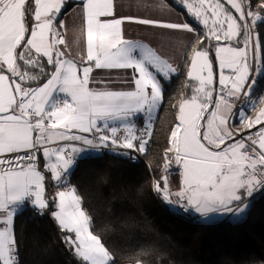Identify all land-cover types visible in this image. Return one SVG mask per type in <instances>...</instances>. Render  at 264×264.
Listing matches in <instances>:
<instances>
[{
	"label": "snow or ice",
	"instance_id": "6c2138e0",
	"mask_svg": "<svg viewBox=\"0 0 264 264\" xmlns=\"http://www.w3.org/2000/svg\"><path fill=\"white\" fill-rule=\"evenodd\" d=\"M178 2L200 27L117 16L116 0H81L73 54L59 19L66 0H0V264H21L14 230L20 206L49 207L42 159L60 182L85 151L75 142L146 151L163 101L161 78L168 80L177 68L147 45L125 39V23L193 34L187 71L193 92L178 104L153 191L177 211L239 217L251 207L246 197L264 190V107L254 118L240 109L247 135L229 123L236 101L251 94L256 81L250 77L264 74V45L256 32L264 25V0ZM95 70H131L121 81L130 88L94 87L105 83L95 79ZM140 114L148 123L138 132L132 118ZM173 163L181 170L175 192L168 181ZM53 203L51 215L81 264H116L93 234L75 188L58 190Z\"/></svg>",
	"mask_w": 264,
	"mask_h": 264
},
{
	"label": "trees",
	"instance_id": "16d2710c",
	"mask_svg": "<svg viewBox=\"0 0 264 264\" xmlns=\"http://www.w3.org/2000/svg\"><path fill=\"white\" fill-rule=\"evenodd\" d=\"M166 1L188 23L200 27L174 0ZM75 5L66 6L61 17ZM257 29L264 45V25L258 24ZM190 54L191 48L171 81H162L163 101L144 162L134 164L122 156L100 154L79 159L71 174L70 186L82 198V208L92 220L91 230L116 264H136L137 260L143 264H264V193L252 200L244 220L205 225L172 213L153 191V182L163 174L170 130L178 122V104L193 92L194 81L187 77ZM262 99L264 74L252 92L250 100L256 107L249 117L263 107ZM138 127L144 128L142 120ZM42 170L48 209L38 213L29 206L14 219L21 264H81L51 215L56 210L51 176Z\"/></svg>",
	"mask_w": 264,
	"mask_h": 264
},
{
	"label": "crops",
	"instance_id": "0c3cea01",
	"mask_svg": "<svg viewBox=\"0 0 264 264\" xmlns=\"http://www.w3.org/2000/svg\"><path fill=\"white\" fill-rule=\"evenodd\" d=\"M71 2H74L76 5L73 6L64 16L61 17V14H60L59 19L61 18V20L66 25L65 38L69 43V47L72 53L75 54V52L77 51V48L73 44V38H74V35L79 32V28L81 25V15H80L81 0H66V3L62 9V12L66 8V6H68ZM116 14L117 16H125V17L132 16V17L148 18V19H155V20L164 21V22H174V23L187 22L185 20L184 15L180 13L177 9L172 7L166 0H116ZM124 37L127 40L140 42L154 49L157 52V54H159L162 58L166 59L169 63H171L174 67L177 68V72L171 74L168 80H164L161 78V83L162 81H165V82L171 81L172 78H174L179 73L181 66L183 64V61H184L185 54L187 50L190 48V45H192L193 43V34L187 33L185 31L170 30V29H164L160 27L139 25L136 23H125ZM130 73H131V70H126V71L125 70H111V71L95 70L93 73V76L95 77V79L104 81L105 83L104 84H94L93 86L102 88L106 84L109 88L128 90L130 88V85L128 83H122L121 81L130 79V75H129ZM250 80H251V77H250ZM194 83L195 82H193V84ZM254 88L252 92L254 91ZM159 109L160 107L154 113V120H153L152 128L157 118ZM252 109H253V102L249 100L247 105L244 108V111L249 116V111ZM259 110L260 109H258L254 113V115H256L259 112ZM132 119H133V123L135 124L138 132H139V129H138L139 120H142L144 127L148 123L147 117H145L143 114L133 117ZM229 123L236 130L240 131L242 135L247 133L241 127L239 116L231 118ZM77 146L85 148V151L82 152L84 154V157L102 154L98 149H95V148H87L85 146H79L78 144ZM44 163L45 161L42 159L41 160V170H42ZM75 165H76V158H75V163L68 170L67 174L71 175L73 173ZM44 170L46 171V169ZM48 174L51 176V173L48 172ZM51 182L52 184L57 183V181L53 180L52 178H51ZM68 188H72V187L69 186ZM158 197L164 203L165 207H167L169 211H171L174 214L186 217V215L181 210L180 211L176 210V207L178 206L169 205L166 201H164L161 198L160 195H158ZM45 198H46V185H45ZM246 200L252 204L250 197H246ZM29 206L33 207V205H31L30 202H26L24 205H21L15 217L18 214L22 213L24 210H26ZM248 211L249 210H247L242 216H239V217L234 216L232 213H210L207 217H205L195 212L194 210L189 209V212L195 217H198V221L205 225H214V224H218L223 221H232V222L241 221L247 217Z\"/></svg>",
	"mask_w": 264,
	"mask_h": 264
},
{
	"label": "built area",
	"instance_id": "2783aa9c",
	"mask_svg": "<svg viewBox=\"0 0 264 264\" xmlns=\"http://www.w3.org/2000/svg\"><path fill=\"white\" fill-rule=\"evenodd\" d=\"M256 32H258L257 28H256ZM260 75H261V73H255L254 72L253 75L251 76V80H255L256 81V83L253 86V88L256 86ZM253 88H252V90H253ZM251 93H252V91H251ZM250 96H251V94H250ZM250 96L247 99L244 98L243 96H241V99L236 101V107L233 110L234 113H236V114H234L232 118L238 116V113H239L241 108H243V109L245 108V106L247 105L248 101L250 100ZM255 116L256 115H253L251 117L254 118ZM175 124L173 125V127L175 126ZM252 131H255V129H253ZM77 134H80V133H77ZM152 134H153V128H152ZM82 135H86V136H89V138H92L91 134H88V133H83ZM243 135H247V133H245ZM151 139H152V137L148 140V144L146 146V151H149L152 148ZM75 143L78 144L79 146H83V145H80L77 142H75ZM168 146H169V144H168ZM85 147H87V146H85ZM87 148H90V147H87ZM95 149H98L102 154H114V155L122 156V157L126 158L129 162L134 163V164L144 162V155L143 154L146 152L145 151L144 153H139V152H136L135 150H128V149H123V148H119V147H113L111 145H109L108 147H102L101 146V147L95 148ZM125 153H127V154H125ZM164 153H165V151H164ZM164 153H163V156H164ZM180 172H181V170H180L179 166H177L174 163L168 169L169 187H170V190L172 192H175V191L179 190V187H180V184H181ZM70 179H71V175L65 173L63 178H62V180L60 182L53 183L52 184L53 194L55 195V193L58 190H64V189L68 188L70 186ZM263 193H264V190L253 192L252 196L250 197V200L252 201L255 197H258L259 195H261ZM30 204L32 205L31 202H30ZM35 210L38 213H42L41 210H39L38 208H35ZM181 211L186 216H188V217H190L192 219L194 218V215H192L189 212V210H181Z\"/></svg>",
	"mask_w": 264,
	"mask_h": 264
},
{
	"label": "rangeland",
	"instance_id": "374dc122",
	"mask_svg": "<svg viewBox=\"0 0 264 264\" xmlns=\"http://www.w3.org/2000/svg\"><path fill=\"white\" fill-rule=\"evenodd\" d=\"M179 6H180V4H179V2H178V0H174ZM181 7V6H180ZM182 8V7H181ZM191 18V17H190ZM192 19V18H191ZM153 145V144H152ZM93 155V154H92ZM95 156V155H94ZM76 162L79 160V159H81V158H84V154L81 152V153H79L76 157ZM164 161H165V159H164Z\"/></svg>",
	"mask_w": 264,
	"mask_h": 264
},
{
	"label": "bare ground",
	"instance_id": "6f19581e",
	"mask_svg": "<svg viewBox=\"0 0 264 264\" xmlns=\"http://www.w3.org/2000/svg\"><path fill=\"white\" fill-rule=\"evenodd\" d=\"M252 202V201H251ZM187 218H189L190 220H193V221H198V217H195L194 216V218L192 219V218H190V217H188V216H186ZM199 222V221H198Z\"/></svg>",
	"mask_w": 264,
	"mask_h": 264
}]
</instances>
